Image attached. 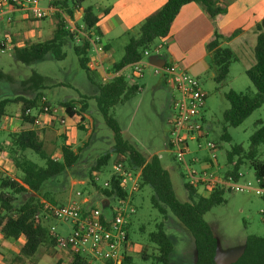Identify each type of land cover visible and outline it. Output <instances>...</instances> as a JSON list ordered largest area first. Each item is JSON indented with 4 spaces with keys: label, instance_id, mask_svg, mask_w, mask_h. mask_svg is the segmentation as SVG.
Masks as SVG:
<instances>
[{
    "label": "rangeland",
    "instance_id": "374dc122",
    "mask_svg": "<svg viewBox=\"0 0 264 264\" xmlns=\"http://www.w3.org/2000/svg\"><path fill=\"white\" fill-rule=\"evenodd\" d=\"M101 1L86 0L83 6H91L95 12H98ZM48 2V0H42L41 5L47 6L49 5ZM224 5L226 9L220 17V22L224 25V33H229L236 28L243 30V36L231 43L230 46L227 45L235 51L239 60L232 63L228 79L223 84H218L213 79L211 70L203 72L199 78L203 89L207 93L206 106L203 111L204 126L209 132V138L219 146L217 155L221 167L217 172L220 174L228 168L226 154L231 145L239 143L248 148L250 136L257 128V121L262 120L264 122L263 105L254 111L240 126L228 129L231 141L222 138L223 113L230 106L225 96L226 92L230 89L241 92L255 91V87L246 73V70L253 65L255 60L253 54L255 29L252 28V25L260 21L264 33L263 4L256 2V0H229ZM25 13L24 10L17 11L15 16L18 17ZM66 18L70 17L66 15ZM2 20L6 21L7 16L0 18V21ZM39 22V24H36V21L28 22L25 29L27 34L21 31L17 34L14 33L11 29L13 24L9 27H1L2 31L14 35L18 44L24 45L52 37L58 18L53 13L44 20H39ZM106 37L108 41L115 39L110 36ZM125 41H127V38L123 37L114 42L116 46L115 61L121 59ZM64 51L66 57L62 60L56 59L52 53H49L45 59L31 64L23 63L13 53L0 52V67L13 78V81L10 82L0 80V100L5 97L14 98L17 95L34 97L40 92L45 94L48 100L55 105L65 101H85L87 103L85 112L91 123L86 122L84 124L86 129L80 130L75 126L62 128L65 132L70 131L69 134H66V141L73 146V149L79 151L80 159L78 163L46 181L41 193L40 198L42 200L48 198L56 205H66L77 200V191L96 194L95 189L89 183V170L100 157L111 154L108 165L101 172L100 181L98 182L101 184L109 176L110 170L117 160L114 153V133L107 125L96 100L102 79L98 74L88 73L80 66L79 57L72 43L66 44ZM34 73L43 78L41 91H36L29 85H22V82L30 79ZM149 76L151 81H147ZM144 77L136 79V82L142 87L141 91L124 103L114 106L111 115L118 121L123 137L144 156L150 158L153 155H158L160 157L163 167L171 175L177 198L181 202H189L191 198L186 188L188 180L185 176V166L176 161L174 152L169 145L172 137L170 125V119L173 116L172 89L165 83L163 74L155 73V67L152 65L145 68ZM20 111L19 104H8L5 119L19 118ZM55 124L60 127L57 123ZM3 135V132L0 131V142L4 139ZM64 142V138L61 136L56 137L53 133L48 135L45 148L48 152H52L54 157H57L60 156L59 148ZM189 146L193 153L187 155L188 159L193 157L202 158L207 152L205 150L197 152L198 147L195 141H190ZM0 156H2L1 160H4L0 167L14 177L16 174L15 168L10 161L12 158L8 150L0 152ZM29 157L34 162L43 165V160L38 154L30 152ZM260 159L264 160V144L260 146ZM192 166L197 169L204 168V165L200 162H196ZM239 183L257 188L258 182L255 171L252 168H246ZM153 194L152 187L146 185L136 192L133 197L136 212L130 219L129 234L133 242L132 250L135 264H144L140 253L145 248L148 253H151L152 248L148 241V234L154 230L155 223L161 220L164 221L167 233L175 242L174 258L176 260L174 264H195L197 251L191 231L168 207H166L164 215L154 208L151 200ZM224 198L226 202L214 206L205 214L204 218L210 224L218 241V263L231 264L242 254L249 235L264 236L262 215L264 198L252 190L225 191ZM96 204L102 207L99 200L96 201ZM112 204H115V200H112ZM54 225L59 234L67 235L71 232L70 223H61L54 220ZM14 247L16 246L14 245ZM0 253H2L1 249ZM9 253L13 255L14 251ZM3 262L8 264L11 259L3 260Z\"/></svg>",
    "mask_w": 264,
    "mask_h": 264
},
{
    "label": "trees",
    "instance_id": "16d2710c",
    "mask_svg": "<svg viewBox=\"0 0 264 264\" xmlns=\"http://www.w3.org/2000/svg\"><path fill=\"white\" fill-rule=\"evenodd\" d=\"M48 1L49 5L57 8L54 14L58 18V22L53 36L43 41L21 45L18 44L15 36L11 34L17 42V46L12 53L17 59L26 64L43 60L49 53H52L56 59L62 60L66 57L64 46L70 42L79 57L80 66L88 73H95L89 67L91 61L90 42L83 38L78 43L75 39V33L71 32L66 20V15L74 19L76 10L80 9L86 0ZM193 2L202 4L211 17H216L225 12V7L220 5L218 0H167L159 10L145 19L136 32L127 34L128 41L124 47V54L119 61L112 63L111 69L120 71L140 60L146 49L154 45L160 38H165L170 34L173 22L182 7ZM28 17L33 22L38 21L32 16ZM98 22L99 18L93 7H86L82 17V24L85 29L101 34ZM262 28L261 24L256 27L255 62L246 70L255 91L241 92L230 89L225 94L230 106L223 113L222 138L227 141H231L228 132L230 127L240 126L254 111L264 105V33ZM240 32L239 29L235 30L230 36L226 37L216 30L207 42L206 49L210 53V69L214 73L213 79L218 84L226 82L232 63L239 60L235 51L231 47L224 46L223 42L233 39ZM0 80L10 82L13 81V78L0 67ZM22 85H29L34 90L39 91L43 88V78L34 73L30 79L24 80ZM141 89L140 84L125 75L115 77L107 82L101 80L99 84V93L96 95V100L107 125L114 133V153L117 159H125L130 169L141 170L139 190L146 185L152 187L154 191L151 198L153 207L163 215L166 213V207H168L191 231L197 251L195 264H218L216 260L218 242L210 224L204 217L214 206L226 202L224 198L226 190L218 188L208 196H204L198 189L186 184L191 201L181 202L176 196L171 175L163 167L160 157L158 155H153L150 158L144 156L123 137L118 121L111 115L114 106L129 100L138 94ZM44 95L39 92L34 97L17 95L14 98L5 97L0 100V129L2 119L7 116L6 107L10 103L20 105V118L23 123L28 124L27 128L11 132L9 143L3 147L8 150L15 163L18 175L13 177L0 173V233L4 238L10 240H18L20 237L25 238V243L20 250V256L25 258L35 256L41 247L58 246L57 239L51 234L48 226L50 219H45L42 215L44 204L40 198L41 193L46 181L74 166L80 159L79 151L74 150L73 146L67 143L66 134H61L65 142L59 148V158L54 157L52 152L46 150L40 132L47 128L36 126L35 116L31 113L27 114L28 111L40 107V99ZM77 104H81L80 111L85 113L87 109L85 101H65L59 105L67 107L70 116L73 118L76 112H73L72 107ZM75 121L80 130L86 129L79 121ZM256 124L257 128L250 136L248 148L235 143L227 151L228 168L223 174L226 178L239 181L242 177V169L247 165L255 171L256 178L264 186V160L260 159V146L264 144V122L258 120ZM30 152L38 154L43 160V165L34 162L29 157ZM110 159L111 154H106L97 160V163L88 172L90 182L93 180V174L97 171L102 172ZM118 182V180L113 179V189H116L119 194L125 195V191L121 190ZM104 193L111 196L113 191L104 190ZM262 197L264 198V196ZM44 199L56 204L48 198ZM148 241L151 244V253H148L146 248L140 253L144 264L175 263V242L167 233L164 221L161 220L155 223L154 230L148 234ZM70 252L71 264H87L85 258L81 255ZM133 258V251L127 253L123 264H135ZM231 264H264V236L249 235L242 254Z\"/></svg>",
    "mask_w": 264,
    "mask_h": 264
},
{
    "label": "built area",
    "instance_id": "2783aa9c",
    "mask_svg": "<svg viewBox=\"0 0 264 264\" xmlns=\"http://www.w3.org/2000/svg\"><path fill=\"white\" fill-rule=\"evenodd\" d=\"M41 1L0 0V16L15 9L24 10L27 16L40 20L57 11L53 5L42 6ZM11 20L12 18L8 17V22ZM66 20L71 32L75 33L78 43L83 38L90 42L89 67L92 70H99L104 82L121 75L133 79L134 82L136 79L143 78L145 68L150 65L149 57L160 55L166 44L155 43L146 49L143 57L130 65L131 71L124 74L123 69L113 71L106 65L105 44L100 33L85 29L83 24L78 25L71 18ZM16 46L17 42L13 36L9 32L2 31L0 25V52L12 53ZM155 73L163 74L165 83L173 92V116L170 119L172 137L169 145L176 161L185 166L187 184L198 189L204 196H208L218 188L226 191L252 190L264 196V186L259 179H257L258 187L252 188L250 185L226 178L223 173L220 174L214 169L220 167L217 155L219 146L209 138V132L204 126L203 111L207 93L200 79L175 63L155 66ZM39 104L38 109L27 112L35 116L36 126L46 128L49 123H57L61 128H65L69 126L71 120L86 124L84 112L80 111L81 104L72 107L73 112H76L73 118L67 107L52 104L46 95L41 97ZM190 141L197 143V152L207 151L202 158H187V155L193 153L189 146ZM196 162H200L204 168L197 169L192 166ZM100 175L101 171H97L93 174L92 182L89 180L96 194L77 191V200L66 205H56L42 200L44 204L42 215L45 219L70 223L71 232L67 235L59 234L54 226L50 229L51 234L57 239L58 247L81 255L87 264H123L126 254L133 251V242L129 238V224L132 215L136 212L133 197L139 191L141 170L130 169L125 159L121 158L115 161L109 176L101 184L98 183ZM113 179L119 181V187L125 191V195L113 189ZM104 190H111L113 194L107 196ZM97 200L103 208L96 204ZM112 200H115V204H112ZM262 215L264 221V210Z\"/></svg>",
    "mask_w": 264,
    "mask_h": 264
},
{
    "label": "crops",
    "instance_id": "0c3cea01",
    "mask_svg": "<svg viewBox=\"0 0 264 264\" xmlns=\"http://www.w3.org/2000/svg\"><path fill=\"white\" fill-rule=\"evenodd\" d=\"M218 1L220 5H223L225 7L224 4H227L229 0H218ZM166 2L167 0H102L101 1L100 5L98 6V12H95V10L94 12L99 18L98 27L100 28L103 42L106 45V53L104 55V61L107 66L112 67V63L116 62L114 59V52L116 51V46L114 42L118 39H122L123 37L127 38L128 41L127 34L136 32L139 26L145 21V19L154 12H156L157 10H159ZM256 2L264 5V0H256ZM85 8L86 7L82 6L80 9L76 10L75 12L73 20L77 22L78 25L82 24V17ZM17 11H21V10L14 9L12 12L4 13L3 15H1L0 18L7 16V20L0 21V25L3 27H9L13 24L11 29L14 33L17 34V32L19 31L25 33L26 32L25 29L28 22L32 23L33 21L30 20V18L27 16L26 13L16 17L15 15ZM223 14L224 13H221L216 17H211L204 9V6L200 3L193 2L184 5L180 13L173 22L170 34L165 38H160L156 42V43H160V42L166 43L160 56L165 59L167 64H173V63L178 64L179 66L185 68L194 76L200 78L203 72L211 70L210 62H209L210 53L207 51L206 45L208 40L213 36L216 30H218L226 37L230 36L235 30L238 29L241 30V32L233 39L229 41H224L223 42L224 46L227 45L230 46L231 43H233L241 36H243V30L241 28H236L230 31L229 33H224L225 30L224 25L220 22L221 20L220 17H222ZM263 16L262 18L264 19ZM8 17L12 18L11 22L10 21L8 22ZM37 23L38 24L40 23L39 20L36 21V24ZM258 24H260V21L252 25V28L254 27L255 29L253 54L257 40L256 27ZM106 36H110L115 39H113L112 41H108ZM127 41L124 42L123 50ZM150 65L154 67L158 66V65H153L151 63ZM94 71L95 74H98L101 78V72L97 70ZM130 71H131L130 66H127L122 70L124 74H127ZM211 73H212V77L214 78V73L213 72ZM150 79L151 77L149 76L147 81H151ZM13 118L5 119L4 117L2 119L0 131L3 132L4 139L2 142H0V147H1L0 152H4L6 150L3 147L9 143L10 141L9 134L11 132L19 131L21 128L28 127V124L23 123L20 117L19 118L13 117ZM84 120L85 122H89V124L91 123L86 112L84 113ZM74 126L80 129L78 126H76V121L74 120L69 121V127H74ZM46 128L47 129L40 132V136L45 142V145L48 135H52L54 133L56 137L57 136L60 137L61 134H67V133L69 134L70 132V131L64 132L62 128L58 127L55 123L52 125L51 123H49ZM1 159L2 156H0V164H2V162L4 161V160L2 161ZM10 161L13 163L16 173L15 176H17L18 170L15 167V163L12 160ZM220 167L215 169L218 170L220 169ZM246 168H248L247 165H245L242 169V176H244V171ZM4 170L5 169L0 167V173L9 175L8 172ZM48 226L49 229H51L53 226L55 227L54 220L50 219L48 221ZM24 243H25L24 237H20L18 240H10L4 238L3 235L0 233V249L2 250V253H0V264H5L3 260H7V259L9 260L11 259V262H9L8 264H71L70 250L60 248L58 246L41 247L35 256L31 258L21 257L20 250ZM14 245L16 247H14ZM11 251H14L13 255L9 253ZM217 253H218V249H217ZM217 255L218 254H216V260L218 262Z\"/></svg>",
    "mask_w": 264,
    "mask_h": 264
},
{
    "label": "water",
    "instance_id": "95a60500",
    "mask_svg": "<svg viewBox=\"0 0 264 264\" xmlns=\"http://www.w3.org/2000/svg\"><path fill=\"white\" fill-rule=\"evenodd\" d=\"M149 62L153 65L163 66L166 64V61L160 55H152L149 57ZM158 62V63H156Z\"/></svg>",
    "mask_w": 264,
    "mask_h": 264
}]
</instances>
